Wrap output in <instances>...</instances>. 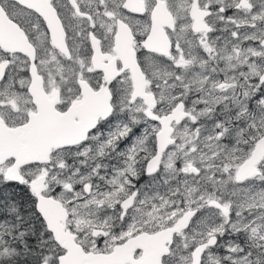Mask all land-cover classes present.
I'll return each mask as SVG.
<instances>
[{
    "label": "snow or ice",
    "instance_id": "1",
    "mask_svg": "<svg viewBox=\"0 0 264 264\" xmlns=\"http://www.w3.org/2000/svg\"><path fill=\"white\" fill-rule=\"evenodd\" d=\"M0 264H264V0H0Z\"/></svg>",
    "mask_w": 264,
    "mask_h": 264
}]
</instances>
